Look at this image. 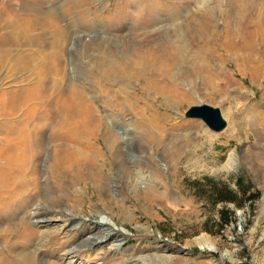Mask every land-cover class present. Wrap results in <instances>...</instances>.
I'll use <instances>...</instances> for the list:
<instances>
[{"label": "rangeland", "instance_id": "374dc122", "mask_svg": "<svg viewBox=\"0 0 264 264\" xmlns=\"http://www.w3.org/2000/svg\"><path fill=\"white\" fill-rule=\"evenodd\" d=\"M6 151L0 264H264V0H0Z\"/></svg>", "mask_w": 264, "mask_h": 264}, {"label": "bare ground", "instance_id": "6f19581e", "mask_svg": "<svg viewBox=\"0 0 264 264\" xmlns=\"http://www.w3.org/2000/svg\"><path fill=\"white\" fill-rule=\"evenodd\" d=\"M198 1H201V0H198ZM232 130V129H231ZM13 153V152H12ZM14 155H12L11 154V152H0V161H1V159H3V162H0V170L2 169V170H4L5 171V166H7L6 165V163L9 161V162H17L18 160H17V158L14 156ZM11 163V164H12ZM9 164V163H8ZM8 166H10V165H8ZM13 168V167H12ZM9 171V170H8ZM2 172V171H1ZM2 175V174H1ZM4 178H5V176H4ZM5 180V179H4ZM3 180V181H4ZM5 183V182H4ZM8 187H9V185H8ZM19 192V191H18ZM22 193V192H21ZM19 195V194H18ZM5 205H6V201H5V203H4V205H1L0 204V213L2 212V211H4V207H5ZM29 219V216H23V218H22V220L23 221H25V223H26V227L24 228V229H26V230H28L29 229V226H28V221L26 222V219ZM21 220V219H20ZM102 220L103 221H105V222H108L107 223V225H114V223H113V221H112V219L111 218H109V217H105V218H102ZM1 230V229H0ZM113 230V229H112ZM30 231V230H29ZM110 232V231H109ZM108 237H116V235L115 234H112V235H107ZM103 237H106L105 235L103 236ZM21 242V241H20ZM19 243V242H18ZM25 243V242H24ZM192 243V242H191ZM194 243V242H193ZM14 244V243H13ZM190 244V243H189ZM11 245V244H10ZM25 245V244H24ZM23 245V247H26L27 245H25L24 246ZM11 246H14V245H11ZM21 246V245H20ZM8 253L10 254V250H12V248L11 247H9V245H8ZM35 249L37 248V247H34ZM34 248L32 247V249H33V251H34ZM206 247H203L202 249H205ZM24 250V249H23ZM36 251V250H35ZM19 254H21V255H23V253H19ZM24 254L27 256V257H21V262H22V264H37L36 263V261L32 258L33 257V253H32V251H26V253H25V250H24ZM4 255V253H1L0 252V260L1 261H3L4 262V260H5V257H7V256H3ZM155 258V257H154ZM153 257L151 258V260H153L154 259ZM8 260V259H7ZM162 260V263L163 264H186V262L188 261V263L187 264H199L198 262H196L195 260H188V259H186V260H183L181 257H175L174 259H172L170 262L169 261H167V260H164L163 261V259H161ZM6 261V260H5ZM12 261V260H11ZM7 262V261H6ZM12 262H14V261H12ZM17 262V261H16ZM15 262V263H16ZM1 263V262H0ZM8 263V262H7ZM11 263V262H10ZM42 264H63L60 260H51V261H46V262H44V263H42ZM134 264H136V263H134Z\"/></svg>", "mask_w": 264, "mask_h": 264}, {"label": "water", "instance_id": "95a60500", "mask_svg": "<svg viewBox=\"0 0 264 264\" xmlns=\"http://www.w3.org/2000/svg\"><path fill=\"white\" fill-rule=\"evenodd\" d=\"M184 117L201 119L213 132H220L226 127V120L222 117L220 109L206 103L190 106L184 112Z\"/></svg>", "mask_w": 264, "mask_h": 264}, {"label": "trees", "instance_id": "16d2710c", "mask_svg": "<svg viewBox=\"0 0 264 264\" xmlns=\"http://www.w3.org/2000/svg\"><path fill=\"white\" fill-rule=\"evenodd\" d=\"M237 184H238L239 192H236L235 190L230 189L227 185H224L222 189L221 188L217 189L215 192L217 195V200L223 201V202H233V203H236L237 206H241L238 203V200L241 198H245L246 200L250 202L255 201L258 198L257 194L256 195L254 194L246 195L247 190H245L242 187V184H243L242 182L240 183L238 182ZM231 215H232L231 211H228V210L222 211L223 222L227 223Z\"/></svg>", "mask_w": 264, "mask_h": 264}]
</instances>
